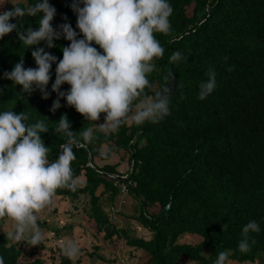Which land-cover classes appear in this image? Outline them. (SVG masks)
I'll return each instance as SVG.
<instances>
[{"label":"trees","instance_id":"16d2710c","mask_svg":"<svg viewBox=\"0 0 264 264\" xmlns=\"http://www.w3.org/2000/svg\"><path fill=\"white\" fill-rule=\"evenodd\" d=\"M37 2L17 0L14 4L26 9ZM49 3L56 9L53 27L59 30L60 24L70 23L79 33L77 16L71 7L73 0H49ZM169 3L174 9L170 17L173 31L170 36L156 34L165 53L154 61L155 70L148 77L153 87L146 89V94L154 97L155 91L165 84L163 77L173 72L174 79L167 82L171 89L170 115L159 123L126 125L109 135L98 131L96 122L84 119L67 104L66 98L58 97L51 88L56 64L63 56L62 47L70 41L61 36L52 48L44 41L27 48L15 30L0 39V111L27 112L29 124L44 120L49 130L40 135L51 148L50 161L58 158L59 147L65 142L63 134L54 131L62 115L67 116L70 130L76 132L77 138L81 131L93 127L96 140L73 149L76 155L73 172L83 185L76 192L60 189L57 195L67 196L71 201L81 195L89 196L88 215L95 220L98 232L104 233L105 240L116 236L145 250L148 264H182L184 256L193 264H215L221 251L230 253L229 261L264 264V0H169ZM14 4L5 11L12 10ZM39 19L40 14L13 18L10 22L36 30ZM78 38H83L82 34ZM93 46L103 51L94 42ZM36 47H43L57 57L50 70L47 99L39 89L25 93L22 86L3 76L21 56L25 68L37 67L31 55ZM175 51L184 59L169 63ZM209 68L216 73L217 86L206 99L200 100L199 85L207 81ZM69 87L65 83L60 90L66 92ZM58 98L61 107L53 112L52 104ZM104 115L101 114L100 120ZM104 143L111 152L116 149L130 152L132 171L125 181H131L129 194L136 203L134 216L152 232L150 239L131 236L129 229L118 226L104 208V197L111 203L116 200L120 187L115 182L122 181L112 176L118 174L117 164L100 166L96 162ZM100 186L104 189L98 193ZM154 206L158 207L156 212L152 211ZM252 220L257 221L261 231L249 233V243L253 239L255 243L249 252L242 253L238 248L242 229ZM62 230L56 228V235H61ZM6 233L0 231V256L5 264H22L24 254H36L35 250L26 251L24 245L9 241ZM188 233L199 235L201 240L182 242L181 237ZM41 246L45 248L43 243ZM93 248L86 254L104 259L97 252L99 246ZM56 250L59 263L37 257L30 264H73L61 247ZM115 262L117 258L108 259L109 264Z\"/></svg>","mask_w":264,"mask_h":264},{"label":"clouds","instance_id":"9594fccd","mask_svg":"<svg viewBox=\"0 0 264 264\" xmlns=\"http://www.w3.org/2000/svg\"><path fill=\"white\" fill-rule=\"evenodd\" d=\"M14 5L12 10L0 12V39L15 30L19 41L27 48L42 41L52 48L61 36L70 41L68 46L62 47L63 56L56 64L51 88L58 97L66 98L67 104L87 121L96 122L102 113L105 114L103 123H95L98 131L114 134L122 126L159 123L170 115L171 89L167 82L174 79L173 72L163 77L165 84L155 91L154 97L146 94V89L153 87L148 77L155 70L154 61L163 58L165 53L156 34L170 36L173 31L170 17L174 9L169 0H73L71 7L77 16L79 33L70 23L60 24L59 30L53 27L56 9L49 0H38L26 9ZM38 14L36 30L10 22L13 18ZM80 34L83 38H78ZM93 42L103 51H98ZM31 55L37 67L25 68L21 56L13 69L3 76L22 86L25 93L39 89L47 99L50 70L57 57L43 47H36ZM183 59V55L175 51L169 63ZM207 76V81L199 85L200 100L206 99L217 86L213 69L209 68ZM65 83L70 86L66 92L60 90ZM60 107L58 98L51 111ZM29 116L24 111H0V221L7 218L11 222V230L6 233L9 241H24L35 246L45 240L38 223L40 214L54 206L57 191L76 192L83 185L73 172L72 162L76 160L73 149L86 147L97 137L93 127H89L79 133L82 143L76 132L70 130L67 116L62 115L54 131L62 133L65 142L59 147L58 158L50 161L51 148L40 135L48 132L49 127L44 120L27 123ZM110 152L109 148H102L100 156L108 158ZM260 231L257 221L248 222L242 229L239 251L249 252L251 244L255 243L254 239L249 243V233ZM60 247L70 260L78 258L81 251L71 239L61 241ZM229 255L227 251L219 252L215 264H228ZM0 264H5L3 256H0Z\"/></svg>","mask_w":264,"mask_h":264},{"label":"crops","instance_id":"0c3cea01","mask_svg":"<svg viewBox=\"0 0 264 264\" xmlns=\"http://www.w3.org/2000/svg\"><path fill=\"white\" fill-rule=\"evenodd\" d=\"M99 122H103V119L99 120ZM111 143L113 144V142H111ZM105 147L108 148V144L107 143L102 144L101 149L105 148ZM96 162L100 166H103L104 164H107V163H109V164H117L116 170L118 172V175H121V174L127 172L128 169L130 167H132L131 163H130V152L127 151V150H124V149H116L115 151H112L108 158H104V157H101V156L96 157ZM103 189H104V187H102L100 192ZM98 191H99V189H98ZM65 197H67V196L56 195V197L54 198L55 199L54 206L51 207L50 209H48L51 212V215L49 216V218H54L57 221H59L58 226L64 224V226H62V228L63 229L65 228V229L62 230L61 235H59V237H60L59 241L60 242L64 241V240H67V237L70 236V235H72V237H74L76 235L75 232H80L83 235H84V233H86L88 235V240H90V241L94 240L95 241V242L91 243L92 247H94L96 245L99 246V250L97 252H98V254L100 256H101V254L99 253V251H101L103 249V246L106 245L108 247L106 249L107 251H109V249H111L112 256L111 257L108 256L107 259L105 258L106 261H108V259L117 258L118 262H119V259L121 258L120 256H125L126 255L124 251H129L128 258H126L129 263H131V264H148L147 263L148 256H147V253L143 249L128 245L125 240L120 239V238H118L116 236L112 240H109V241L105 240L104 239V233L102 234V233H98L97 232L98 229H97V224H96L95 220L92 219L89 215H87L83 211L82 207L76 208V206H73L74 210H70V209H67V208H63L62 209L61 208L62 204H63V206L67 205V201H66L67 198H65ZM119 198L122 199V200H120V203H119L118 200L116 202L113 201L112 203H110V205H108L109 207L108 208L106 207V208H107V212L110 213L113 216L112 212L110 211L111 206H115V207L117 206L118 207V211L115 212V218L117 217V213H118V217H117L118 220L117 221H119L120 223L117 222V224H118V226L123 227L122 222L124 221V219H127V217L125 216V214H123V211L125 209L122 210L123 206H121V205L127 203V205H125V208H128V207H132L133 204L135 206L136 203H135V200L133 199V197L130 194H128V195L119 194ZM57 200H58V202H57ZM117 203H119V204H117ZM157 209H158V207L154 206L152 208V211L156 212ZM64 213L67 214L68 217H66L64 215ZM78 218H80L79 220H83V221H81V222L77 221ZM6 220H8V219H6ZM65 220H67V221L65 222ZM0 223H2V221H0ZM67 223H70V224H67ZM0 228L3 229V230L0 229V231L8 232L9 230H11V225L1 226ZM84 231H86V232H84ZM48 233L52 234V230L51 229H47L46 230V235ZM86 238L87 237L82 238L80 235H79V237H77L76 241H77V244L80 246V250H81L79 256L85 257V256H88L86 254V252L94 251V248L91 249L86 244H83V242H84V240ZM191 238L194 239V240H195V238L198 239L197 236H191ZM79 241H81V242H79ZM195 243H197V241ZM19 244H21V243H19ZM56 245H57V247H60V244H58V242L56 243ZM47 247L48 246L46 244V248ZM57 247H53V248L57 249ZM48 248L51 249V247H48ZM34 250H37V248L34 249ZM37 257H41V258L46 260V258L44 256H37ZM37 257H35V258H37ZM88 257H90V256H88ZM35 258H33V259H35ZM90 258L93 259L94 257H90ZM46 262H48V261L46 260ZM81 262L84 263L85 260H81ZM118 262H115V263L117 264ZM56 263H59V262H56ZM252 264H255V263H252Z\"/></svg>","mask_w":264,"mask_h":264},{"label":"rangeland","instance_id":"374dc122","mask_svg":"<svg viewBox=\"0 0 264 264\" xmlns=\"http://www.w3.org/2000/svg\"><path fill=\"white\" fill-rule=\"evenodd\" d=\"M17 0H12V2H11V0H0V3H2V4H0V12H3V11H5L6 9V7L8 6V5H13L15 2H16ZM191 8L192 7H189V10H191ZM103 122H104V119H103ZM102 122V123H103ZM96 123L98 124L99 123V120L98 121H96ZM102 187L103 186H101L100 188H99V193H100V190L102 189ZM65 198H67L66 199V201H67V205L66 206H63V204H62V206H61V208L63 209V208H67V209H70V210H74V208H73V206H76V208H79V207H82L83 208V211L88 215V213H89V196H87V195H81L77 200H75V201H71L68 197H65ZM55 200V199H54ZM119 201V203H120V200H122V199H120L119 198V196L116 198V200H114V202H116V201ZM57 202H58V200H57ZM127 202V201H126ZM103 203H104V208H105V210L107 211V208L109 207L108 205H110V201H109V198L107 197V196H105L104 197V199H103ZM119 203H117V204H119ZM125 205H127V203L126 204H123V205H121V206H123L122 207V210H124L123 211V214H125V216L127 217V219H124V221L122 222V225H123V227L124 228H128L129 229V234L131 235V236H139V237H143V238H145V239H150V238H152L153 237V234H152V232L148 229V228H146L145 226H143L141 223H140V221L139 220H137L136 219V217L134 216V214H135V206H134V204H133V206L132 207H128V208H125ZM132 205V204H131ZM136 205V204H135ZM85 206V207H84ZM107 207V208H106ZM120 209V208H119ZM53 212V211H52ZM51 215V212L48 210V209H46V210H44L41 214H40V217H39V220H38V223H39V225H40V228H41V230H42V232L44 233V235H45V240H44V242H43V244L45 245V248L44 247H42L41 245H35V246H30V245H28V244H25L26 242H24V241H21V242H19V243H21L22 245H24V247H25V250L26 251H29V248L31 249V250H34V249H36L37 248V250H35L36 251V254L35 255H32V256H30V254H28L29 255V257H28V255H26V254H24L22 257H21V262H22V264H30V262L33 260V258H35V257H37V256H44L45 258H46V260L48 261V262H51V260L52 259H55V261L56 262H59L60 261V257H59V251L58 250H56L55 248H53V247H57V245H56V243L58 242V244H60L61 242L59 241V235H56V233H55V229L56 228H62V226H64V224L63 225H60V226H58V223H59V221H57L56 219H54V218H49V216ZM64 215L66 216V217H68V215L67 214H65L64 213ZM113 217V219L116 221V222H118V223H120L119 221H117L118 220V213H117V217L115 218V215H113L112 216ZM80 218H78L77 219V221H79V222H81V221H83V220H79ZM121 219V218H120ZM67 220H65V222H66ZM67 224H70V223H67ZM73 224V223H72ZM5 225H11V222L10 221H8V220H4V221H2V223H0V227L1 226H5ZM1 229V228H0ZM47 229H51L52 230V234L51 233H48L47 235H46V230ZM65 229V228H64ZM63 229V230H64ZM1 230H3V229H1ZM84 232H86V231H84ZM97 232H98V230H97ZM99 233V232H98ZM75 236L74 237H72V235H70V236H68L67 237V240H69V239H71V240H74L75 242H77L76 240H77V237H79V235L82 237V238H85V237H87L85 240H84V242H83V244H86L87 246H89L91 249L93 248L92 247V242H95L94 240H92V241H90V240H88V235L86 234V233H84V235L82 234V233H80V232H75ZM103 234V233H102ZM56 235V236H55ZM83 235V236H82ZM191 236H197L198 237V239L197 238H195V240L194 239H192L191 238ZM91 237V236H90ZM92 238V237H91ZM57 239V240H56ZM120 239H123V238H120ZM181 239H182V242H188V243H195L196 241L197 242H199V240H201V237L199 236V235H197V234H192V233H188V234H185L184 236H182L181 237ZM124 240V239H123ZM65 241V240H64ZM109 241V240H108ZM79 242H81V241H79ZM111 242V241H110ZM46 244H47V246L48 247H51V249L50 248H46ZM118 244V243H117ZM79 246V245H78ZM80 247V246H79ZM135 247V246H134ZM108 247L105 245V246H103V249L101 250V251H99V253L101 254V256L104 258V259H101V258H98V257H94L93 259H91L90 257H88V256H85V257H83V256H78V258H76L75 260H73V264H109L108 263V261H106L105 260V258L107 259V257L109 256V257H111L112 256V253H111V249H109V251H107L106 249H107ZM145 251V250H144ZM125 252V256H120L121 258L119 259V263H121V264H131V263H129L128 261H127V259L126 258H128V253H129V251H124ZM51 253V254H50ZM38 254V255H37ZM83 257V258H82ZM79 258H81V260H85V262L84 263H80V262H77V260L79 259ZM122 259H124V260H122ZM183 259H184V261L182 262V264H193V262L187 257V256H184L183 257ZM106 262V263H105ZM228 264H252L251 262H249V261H246V262H243V263H238V262H235V261H232V260H230L229 262H228ZM255 264H260V263H255Z\"/></svg>","mask_w":264,"mask_h":264},{"label":"built area","instance_id":"2783aa9c","mask_svg":"<svg viewBox=\"0 0 264 264\" xmlns=\"http://www.w3.org/2000/svg\"><path fill=\"white\" fill-rule=\"evenodd\" d=\"M90 165H92V163H90ZM132 171V167H130L128 169L127 172L121 174L122 178L121 180L122 181H116L115 184L118 185L120 187V194L121 195H128L129 194V184L131 183V181H129L128 183L125 181L128 176H129V173ZM114 178H118L116 175H112ZM124 180V181H123ZM124 202V201H123ZM117 207V206H116ZM115 206H111L110 208V211L112 212L113 215H115V212L118 211V207L116 208ZM124 260V259H122Z\"/></svg>","mask_w":264,"mask_h":264},{"label":"water","instance_id":"95a60500","mask_svg":"<svg viewBox=\"0 0 264 264\" xmlns=\"http://www.w3.org/2000/svg\"><path fill=\"white\" fill-rule=\"evenodd\" d=\"M117 177H118L119 179H121V178H122V176H120V175H118Z\"/></svg>","mask_w":264,"mask_h":264}]
</instances>
